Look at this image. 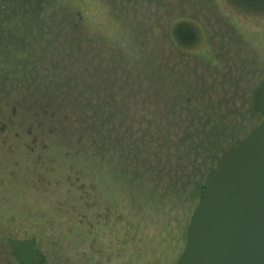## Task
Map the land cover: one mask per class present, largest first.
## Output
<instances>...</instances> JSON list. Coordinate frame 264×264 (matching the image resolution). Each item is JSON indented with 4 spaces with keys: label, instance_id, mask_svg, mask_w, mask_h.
Returning a JSON list of instances; mask_svg holds the SVG:
<instances>
[{
    "label": "rangeland",
    "instance_id": "1",
    "mask_svg": "<svg viewBox=\"0 0 264 264\" xmlns=\"http://www.w3.org/2000/svg\"><path fill=\"white\" fill-rule=\"evenodd\" d=\"M12 1L0 264H19L10 239L35 240L41 264H176L201 194L262 122L264 0Z\"/></svg>",
    "mask_w": 264,
    "mask_h": 264
},
{
    "label": "water",
    "instance_id": "2",
    "mask_svg": "<svg viewBox=\"0 0 264 264\" xmlns=\"http://www.w3.org/2000/svg\"><path fill=\"white\" fill-rule=\"evenodd\" d=\"M262 122L226 157L200 196L176 264H264V85ZM19 264H41L33 239H10Z\"/></svg>",
    "mask_w": 264,
    "mask_h": 264
},
{
    "label": "trees",
    "instance_id": "3",
    "mask_svg": "<svg viewBox=\"0 0 264 264\" xmlns=\"http://www.w3.org/2000/svg\"><path fill=\"white\" fill-rule=\"evenodd\" d=\"M19 1L23 5H27V3H28V0H19ZM1 2H4V4H2ZM0 3H1L0 14L3 10L8 11L14 5L12 0H0ZM0 23H2L1 15H0ZM174 34L176 36V39L183 44L184 43L185 44H193L196 40V33L193 31V29L190 26H187L185 24H178L175 28ZM14 113H15V111H14ZM3 130H5V128H3ZM24 134L26 136H31V137L33 135L31 130L24 131Z\"/></svg>",
    "mask_w": 264,
    "mask_h": 264
}]
</instances>
